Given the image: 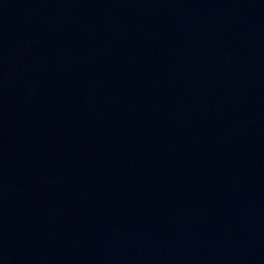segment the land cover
<instances>
[{"label":"water","instance_id":"1","mask_svg":"<svg viewBox=\"0 0 264 264\" xmlns=\"http://www.w3.org/2000/svg\"><path fill=\"white\" fill-rule=\"evenodd\" d=\"M0 264H264V0H0Z\"/></svg>","mask_w":264,"mask_h":264}]
</instances>
